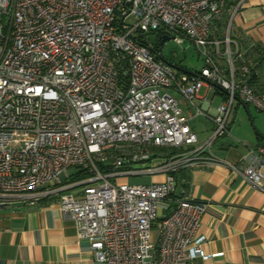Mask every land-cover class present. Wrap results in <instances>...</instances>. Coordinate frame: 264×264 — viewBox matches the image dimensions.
Segmentation results:
<instances>
[{
    "label": "built area",
    "instance_id": "2783aa9c",
    "mask_svg": "<svg viewBox=\"0 0 264 264\" xmlns=\"http://www.w3.org/2000/svg\"><path fill=\"white\" fill-rule=\"evenodd\" d=\"M242 1L0 0V208L16 194L32 205L57 197L95 264H193L216 255L199 232L207 202L174 196L175 173L222 163L264 191V144L247 146L243 167L214 151L230 135L234 100L264 111V94L231 49ZM225 9L218 38L214 23ZM149 33L190 40L204 66L176 72ZM221 44L225 67L214 57ZM202 85L225 98L198 144L169 90L193 105ZM130 175L165 179L131 183Z\"/></svg>",
    "mask_w": 264,
    "mask_h": 264
},
{
    "label": "crops",
    "instance_id": "0c3cea01",
    "mask_svg": "<svg viewBox=\"0 0 264 264\" xmlns=\"http://www.w3.org/2000/svg\"><path fill=\"white\" fill-rule=\"evenodd\" d=\"M229 1L231 4L237 0ZM223 14L220 23L224 33L229 12L225 9ZM223 33L213 32L218 38ZM230 37L231 49L237 51L235 66L246 64L250 70V85L264 94V0L242 1L231 21ZM224 49L225 45L221 44L220 55H214L215 61L223 67L227 65ZM160 55L163 58L161 51ZM164 60L173 64L179 73L198 71ZM169 91L178 101L197 143L204 142L212 134V119L225 98L224 93L202 85L192 105L178 92ZM250 107L254 106L234 100L227 119L230 135L214 146L219 158L239 167L245 165L247 146L264 144V128L255 132L232 130L241 109L252 121ZM164 179V175H155L149 177V182ZM175 181L174 196L207 202L199 232L206 238V252L216 255L205 260L196 258L193 264H264V191L250 187L222 163L183 169L175 173ZM0 264L95 262L89 242L77 235L73 220L61 211L57 197L41 199L32 205L25 196L16 194L9 196L0 208Z\"/></svg>",
    "mask_w": 264,
    "mask_h": 264
},
{
    "label": "rangeland",
    "instance_id": "374dc122",
    "mask_svg": "<svg viewBox=\"0 0 264 264\" xmlns=\"http://www.w3.org/2000/svg\"><path fill=\"white\" fill-rule=\"evenodd\" d=\"M224 15V14H223ZM224 19L222 16L220 18ZM126 23L133 24L136 19L133 15H129L124 20ZM218 24V25H216ZM220 23H214V33H223V28ZM225 33L221 35V38L225 36ZM149 38L152 41H158L159 34L157 33H149ZM172 36V35H170ZM217 36V35H216ZM220 37V36H219ZM161 54L163 55L164 59H167L168 61H172L178 66L182 65V67L186 69H192V70H200L204 64V57L201 55V53L197 50L195 45L188 39H185L182 43H177L173 38L167 39L164 44L160 46ZM180 100L184 101L183 98L180 96ZM188 103V102H187ZM251 110V119L248 117L247 113L242 111V109L239 111L240 113L236 115L232 130H261L264 128V111H260L256 109L255 107H250ZM244 112V113H242ZM70 173L74 172L73 169L69 170ZM128 180L131 183H148L149 182V176L146 175H130L128 177ZM156 236L155 228L152 229L151 232V239L152 242H154Z\"/></svg>",
    "mask_w": 264,
    "mask_h": 264
},
{
    "label": "trees",
    "instance_id": "16d2710c",
    "mask_svg": "<svg viewBox=\"0 0 264 264\" xmlns=\"http://www.w3.org/2000/svg\"><path fill=\"white\" fill-rule=\"evenodd\" d=\"M216 22H217V23H220L221 21H220V19H217ZM216 22H215V23H216ZM216 25H218V24H216ZM220 25H223V24L220 23ZM218 32H219V31H218ZM156 45H157V46H156V50L159 51L160 48H161V47H160L161 45L159 44V42H158V44H156ZM242 63H244V62H242ZM221 92L224 93L223 91H221ZM224 95H225V93H224ZM71 176H72L71 179H77V178H80V177L82 176V173H81V172H76V173L72 174Z\"/></svg>",
    "mask_w": 264,
    "mask_h": 264
},
{
    "label": "water",
    "instance_id": "95a60500",
    "mask_svg": "<svg viewBox=\"0 0 264 264\" xmlns=\"http://www.w3.org/2000/svg\"><path fill=\"white\" fill-rule=\"evenodd\" d=\"M170 38H172V36L167 35V34H162L161 36H159V38H158V42H159L160 45H162V44H164V42H165L167 39H170ZM155 53H156L157 57L161 58V56H160L157 52H155ZM170 65H171L172 67H174L173 64H170Z\"/></svg>",
    "mask_w": 264,
    "mask_h": 264
}]
</instances>
